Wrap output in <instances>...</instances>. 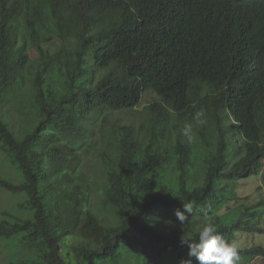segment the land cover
I'll return each instance as SVG.
<instances>
[{"label":"trees","instance_id":"trees-1","mask_svg":"<svg viewBox=\"0 0 264 264\" xmlns=\"http://www.w3.org/2000/svg\"><path fill=\"white\" fill-rule=\"evenodd\" d=\"M149 93L139 130L109 122ZM200 108L189 144L181 130ZM98 125L94 205L80 166ZM0 152L19 178L0 175V190L21 197L0 218L8 264H180L181 238L208 221L233 244L264 236V198L233 196L264 176V0H0ZM182 202L186 222H159ZM238 251L264 259V246Z\"/></svg>","mask_w":264,"mask_h":264},{"label":"rangeland","instance_id":"rangeland-1","mask_svg":"<svg viewBox=\"0 0 264 264\" xmlns=\"http://www.w3.org/2000/svg\"><path fill=\"white\" fill-rule=\"evenodd\" d=\"M157 100V97L153 93H149L143 97L142 103L134 111H123L121 113H114L110 117L111 121L115 122L119 119L124 124H130L140 129L141 124L146 120L147 108ZM12 119L15 118L11 116ZM19 125H17L18 127ZM98 131V137L95 138L92 148L88 151V154L84 158V162L81 164L80 169L81 173L86 177H89L96 187L94 205L104 198V167L100 153L103 150L102 143L104 142V137L101 134V129L96 128ZM105 133L109 131L108 126L106 125ZM103 140V142H102ZM0 175L11 178L14 181H18V175L15 169L10 166L6 160L3 153L0 152ZM233 196L238 197L241 205H248L251 202H260L264 198V176L263 177H252L246 180H242L234 188ZM21 200L19 195H12L5 191L0 190V218L4 213L8 212L9 214H14L15 211H18L17 204ZM229 207V210L226 208ZM227 207L220 209V213L226 223L233 224L241 213L240 206H235L233 203H230ZM194 220V219H193ZM159 222L166 227L174 226L180 221L176 217L175 213L165 212L159 216ZM260 226L264 227V218L260 222ZM254 240V244H253ZM238 250L244 248H250L251 246H264V236L255 235L249 238V235L240 234L236 242L234 243ZM13 253L11 252L9 246L5 243H0V264H8L13 260ZM241 264H264L263 258H255L251 262L246 263L241 260Z\"/></svg>","mask_w":264,"mask_h":264},{"label":"clouds","instance_id":"clouds-1","mask_svg":"<svg viewBox=\"0 0 264 264\" xmlns=\"http://www.w3.org/2000/svg\"><path fill=\"white\" fill-rule=\"evenodd\" d=\"M206 123L207 113L204 108H200L192 115V122L184 125L181 135L191 144L196 139V130ZM182 204L184 211L177 209L175 215L181 223H184L189 219L186 213L191 214L193 206L191 203L182 202ZM181 242L188 245V256L195 257L198 264H241V256L236 245L225 240L213 221H208L199 228L195 241L184 235ZM190 258L182 260L180 264H193Z\"/></svg>","mask_w":264,"mask_h":264}]
</instances>
